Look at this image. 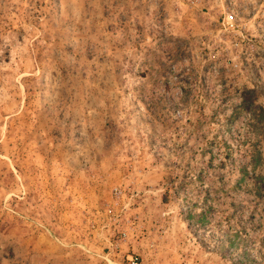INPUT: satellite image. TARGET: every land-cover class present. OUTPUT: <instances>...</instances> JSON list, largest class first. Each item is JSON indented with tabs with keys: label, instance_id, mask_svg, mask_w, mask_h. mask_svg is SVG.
<instances>
[{
	"label": "rangeland",
	"instance_id": "rangeland-1",
	"mask_svg": "<svg viewBox=\"0 0 264 264\" xmlns=\"http://www.w3.org/2000/svg\"><path fill=\"white\" fill-rule=\"evenodd\" d=\"M0 264H264V0H0Z\"/></svg>",
	"mask_w": 264,
	"mask_h": 264
}]
</instances>
